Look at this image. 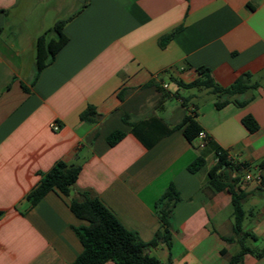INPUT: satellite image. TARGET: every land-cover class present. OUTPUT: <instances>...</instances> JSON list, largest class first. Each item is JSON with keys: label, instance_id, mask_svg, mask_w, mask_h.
I'll return each mask as SVG.
<instances>
[{"label": "crops", "instance_id": "crops-1", "mask_svg": "<svg viewBox=\"0 0 264 264\" xmlns=\"http://www.w3.org/2000/svg\"><path fill=\"white\" fill-rule=\"evenodd\" d=\"M21 7L0 0V264H72L83 251L76 229L87 222L70 201L84 194L150 243L161 228L156 203L171 183L181 197L172 248L158 243L147 253L171 264H229L239 249L223 240L233 235L232 196L209 180L218 151L233 167L245 165L228 173L248 195L244 230L257 240L247 245L264 248L257 246L264 240V183L245 180H264V0H84L67 18L68 42L37 77V39L51 26L39 20L25 34ZM51 9L55 25L65 7ZM199 67L221 86L246 72L261 86L243 96H253L246 106L217 109L208 90L182 95L171 81L190 83ZM157 84L179 98L164 97ZM184 99L197 106L209 137L204 148L174 130L147 149L131 132V124L150 117L175 128L187 114ZM90 106L98 115L93 123L81 119ZM248 115L259 125L255 133L242 123ZM117 129L126 134L109 147L107 136ZM197 157L206 164L194 174L188 166ZM59 161L81 166L70 196L52 191L31 207L28 195ZM239 264H264V256L247 254Z\"/></svg>", "mask_w": 264, "mask_h": 264}, {"label": "trees", "instance_id": "trees-1", "mask_svg": "<svg viewBox=\"0 0 264 264\" xmlns=\"http://www.w3.org/2000/svg\"><path fill=\"white\" fill-rule=\"evenodd\" d=\"M70 19L58 20L50 30L37 39L36 77L47 65L55 60L57 53L68 42V37L64 33V26ZM173 35L174 32L163 38L160 42L161 46H164L166 41H169ZM197 72L198 78L190 83L174 78H171V81L178 88L185 90H208L210 94L216 97L215 106L217 109H222L228 104H234L238 107L246 106L253 100V96L248 98H243V96L259 88L262 82L261 79H256L254 75L246 72L231 85L225 87L214 80L210 69L199 67ZM157 88L162 91L164 97L172 94L174 98H179L178 91L169 93V91L158 84ZM183 104L187 109V114L175 128H170L162 118L150 117L131 124V132L147 149L152 148L174 130L182 131L189 142H194L200 132L203 131L197 121V106L189 102V99H184ZM97 117L96 110L91 106L81 114V119L88 123L95 122ZM242 123L250 133H255L259 129L257 121L251 115L244 117ZM125 134L126 132L123 129L111 132L107 136L108 146L116 145L123 139ZM208 141L209 137L207 143ZM216 155L218 163L209 172L210 184L217 191L227 189L232 196L233 205V235L224 237L223 240L227 243H236L239 246L238 251L232 255L229 264L241 263L247 254L260 258L264 256V248L253 249L248 246L247 241L249 239L255 241L257 238L252 233L244 230V221L247 213L243 203L248 195L235 188L237 180L233 179L232 181L228 173L230 168L240 171L245 165H235L233 167L225 153L218 151ZM205 164L206 161L203 157H197L188 166V171L195 174ZM80 172V165L68 164L63 161L56 163L51 170L41 174L40 182L28 195L27 200L30 202L31 207L37 205L52 191H57L63 196L69 197L71 186L76 183ZM180 200V193L176 186L171 183L156 203L161 228L156 232L154 239L150 243H145L140 240L137 234L126 229L98 198L84 194L82 200L72 199L70 201L71 211L76 217L87 222L86 226L76 229L78 238L83 245V251L72 264H106L108 262H113L114 264H171L150 256L146 249L158 243H164L169 249L172 248V215L174 207Z\"/></svg>", "mask_w": 264, "mask_h": 264}, {"label": "rangeland", "instance_id": "rangeland-1", "mask_svg": "<svg viewBox=\"0 0 264 264\" xmlns=\"http://www.w3.org/2000/svg\"><path fill=\"white\" fill-rule=\"evenodd\" d=\"M84 0H19V3L22 4L21 9L19 10V15L22 19H26L28 24L24 21L23 26L21 27L24 30L25 34H28L29 31H32L34 28V23L41 20L45 22L47 26H54V22L57 19V13L54 11L48 18L49 12L54 8L57 10L65 7L62 10V13L58 17L59 20H66L70 14L74 11V8H79L83 4ZM69 6V7H68ZM45 19V20H44ZM26 24V26H25ZM36 25V24H35ZM174 86L171 85L170 90L174 91ZM187 91L182 90V95H186ZM257 246L262 248L264 247V240H260L257 243Z\"/></svg>", "mask_w": 264, "mask_h": 264}, {"label": "built area", "instance_id": "built-area-1", "mask_svg": "<svg viewBox=\"0 0 264 264\" xmlns=\"http://www.w3.org/2000/svg\"><path fill=\"white\" fill-rule=\"evenodd\" d=\"M164 87L167 88L168 86L165 85ZM191 109H193V107H191ZM51 127H52V129L55 130V131H58V130H59V126H58L56 123H53V124L51 125ZM197 140H198V145H197V147L200 148V149H201V148H204L205 145H206V143H207V140H208V135L205 133V131H202V132H200V134H199ZM245 180H246V181H257V182H259V183H264V180H263V178H262L260 175L253 176V175H251V174H247V175L245 176Z\"/></svg>", "mask_w": 264, "mask_h": 264}]
</instances>
